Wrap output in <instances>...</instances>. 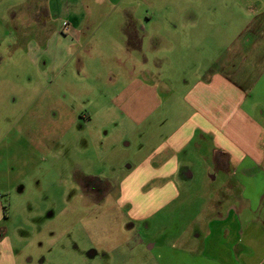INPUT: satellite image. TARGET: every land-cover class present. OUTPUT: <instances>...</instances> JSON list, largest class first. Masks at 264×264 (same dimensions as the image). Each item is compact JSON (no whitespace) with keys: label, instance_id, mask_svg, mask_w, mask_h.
Returning a JSON list of instances; mask_svg holds the SVG:
<instances>
[{"label":"rangeland","instance_id":"rangeland-1","mask_svg":"<svg viewBox=\"0 0 264 264\" xmlns=\"http://www.w3.org/2000/svg\"><path fill=\"white\" fill-rule=\"evenodd\" d=\"M84 1V8L110 12L101 26L132 12L144 29L141 49L126 42L127 55L122 44L109 46V33L98 31L91 39L93 51L85 49L59 64L55 75L42 45L50 32L39 30L35 20L39 2L0 0L3 240L16 264H207L182 255V245L172 243L194 218L204 216L205 203L224 201L232 167L211 162L209 147L197 143L179 152V164L187 171L172 178L147 179L149 171L128 175L176 127L154 136L163 127L160 120L183 119V94L219 74L233 51L242 52L241 43L260 33L241 32L251 20L263 21L258 14L264 12V0H126L116 10L98 0ZM57 20L52 28H58ZM104 53L121 57V64ZM130 73L154 85L160 101L150 122L132 129L128 115L110 104L108 89L110 83L129 82ZM231 74L240 80L236 71ZM244 86L254 95L262 93L264 79L256 88L252 81ZM253 103L252 95L245 100L248 114L264 122ZM238 178L253 194L264 187L263 172ZM173 189L181 197L167 203ZM130 197L139 202L130 203ZM176 201L181 203L176 206ZM132 205H139L136 216ZM143 214L149 215L142 219Z\"/></svg>","mask_w":264,"mask_h":264},{"label":"crops","instance_id":"crops-1","mask_svg":"<svg viewBox=\"0 0 264 264\" xmlns=\"http://www.w3.org/2000/svg\"><path fill=\"white\" fill-rule=\"evenodd\" d=\"M35 1L39 2L38 8H34H37L38 16L41 17L38 19V16L33 14L34 17L37 16L35 19L37 26L39 30L50 32V35L46 33L42 45L55 75L60 72L55 70L59 64L64 61L67 64L85 49L87 53L93 51L95 46L90 45L91 39L98 31L102 35L109 33L110 47L116 48L117 45L122 44L126 50V42L128 45L132 43V47L139 50L142 47L141 38L144 29L140 22L134 20L129 10H126L128 12H124L122 17L120 15L114 17L111 25L101 26L110 16V12L103 7L84 8L86 5L84 0ZM124 2L126 0H98L97 4L102 6L107 3L116 10ZM258 15L263 21L255 24V20H251L241 32L243 34L260 32L256 38H252L251 42L243 41L240 48L242 52L239 48L236 49L237 52L233 51L232 57L229 60L227 58L221 66L222 71L219 74H213L211 79H207L208 82H196L183 94L186 102V114L183 119L179 118L174 122V115V118L168 119L169 121L160 120V123L164 122L163 127L157 130L154 136L162 134L169 125L176 124V127L162 137L157 148L144 157V160L128 175L131 179L136 171H149L147 173L150 176L147 179L164 180L174 177L179 171H187L180 166L178 154L190 144L204 148L208 146L211 162L224 163L227 169L232 167L227 172L230 173L233 182L227 184L222 195L225 202L212 200L205 203L204 216L194 218L191 227L188 226L189 228L178 232L174 236L177 242L172 243L175 248L176 244L182 245L183 248L179 250L182 255L204 259L207 264H264V187L253 194L248 186L239 182L238 178H253L259 172L264 174V122L259 117L256 120L248 114L244 104L247 97L252 95L253 107L257 109L259 115H264V104H262L264 101L261 102L259 98L262 95L264 97V91L254 95L244 86L245 82L252 81L256 88L264 79V12ZM56 20L59 23L57 29L52 28L51 22ZM18 43L16 41V44ZM125 53L130 55L128 50ZM236 56L237 62L235 65L231 64ZM120 58L113 54L110 61L120 65ZM235 71L236 75L240 76V80L236 79V82L231 74ZM131 75L130 73V81L126 84L110 83L112 85L108 89L112 92L110 104H116L128 115L133 122L131 123L133 126H130L132 129L150 122L149 119L158 108L160 101L154 85L145 80L140 82L138 79H132ZM109 82H112V78H109ZM117 88L121 89L118 91ZM99 92L97 95L100 94ZM189 107L190 113H188ZM179 110L175 113H179ZM121 186V189L127 187L131 190L129 185L121 184ZM144 194L145 191L141 196ZM178 197H181V194L177 189H173L172 197L166 201L169 203ZM129 202L136 204L139 201L130 197ZM180 203L176 201V206ZM138 206L132 205L131 212L134 216L140 211ZM144 215L141 216L142 219L149 214ZM1 233L2 231H0V264H16L15 255L5 244ZM187 236L191 237L188 245L183 242L188 239Z\"/></svg>","mask_w":264,"mask_h":264},{"label":"flooded vegetation","instance_id":"flooded-vegetation-1","mask_svg":"<svg viewBox=\"0 0 264 264\" xmlns=\"http://www.w3.org/2000/svg\"><path fill=\"white\" fill-rule=\"evenodd\" d=\"M92 180H93V183H94V184H96L95 182H98V183L100 182V181L97 180V179H92ZM92 187H93V186H92ZM99 188H100V186H99ZM99 188H98V189H99Z\"/></svg>","mask_w":264,"mask_h":264},{"label":"trees","instance_id":"trees-1","mask_svg":"<svg viewBox=\"0 0 264 264\" xmlns=\"http://www.w3.org/2000/svg\"><path fill=\"white\" fill-rule=\"evenodd\" d=\"M132 47V43H129L128 48Z\"/></svg>","mask_w":264,"mask_h":264},{"label":"built area","instance_id":"built-area-1","mask_svg":"<svg viewBox=\"0 0 264 264\" xmlns=\"http://www.w3.org/2000/svg\"><path fill=\"white\" fill-rule=\"evenodd\" d=\"M64 29H66V25H64Z\"/></svg>","mask_w":264,"mask_h":264}]
</instances>
